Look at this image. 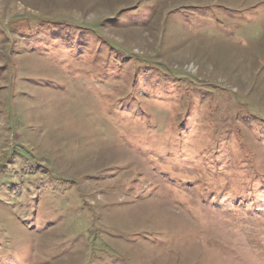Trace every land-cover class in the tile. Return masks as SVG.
I'll return each mask as SVG.
<instances>
[{
  "label": "rangeland",
  "instance_id": "obj_1",
  "mask_svg": "<svg viewBox=\"0 0 264 264\" xmlns=\"http://www.w3.org/2000/svg\"><path fill=\"white\" fill-rule=\"evenodd\" d=\"M0 264H264V0H0Z\"/></svg>",
  "mask_w": 264,
  "mask_h": 264
},
{
  "label": "trees",
  "instance_id": "obj_2",
  "mask_svg": "<svg viewBox=\"0 0 264 264\" xmlns=\"http://www.w3.org/2000/svg\"><path fill=\"white\" fill-rule=\"evenodd\" d=\"M209 9H207V11H208ZM207 11H205V12H207ZM231 13L233 14V15H235V16H239L240 17V19H247L249 16L247 15V16H243L242 14H240V12H234V11H231ZM181 17L182 18H184V17H188L187 15H181Z\"/></svg>",
  "mask_w": 264,
  "mask_h": 264
}]
</instances>
